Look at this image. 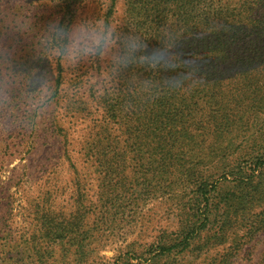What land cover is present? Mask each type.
I'll return each instance as SVG.
<instances>
[{
	"label": "rangeland",
	"instance_id": "374dc122",
	"mask_svg": "<svg viewBox=\"0 0 264 264\" xmlns=\"http://www.w3.org/2000/svg\"><path fill=\"white\" fill-rule=\"evenodd\" d=\"M128 10L140 14L141 26V0H75L66 30L59 25L60 0H0V224L16 248L36 229L35 211L45 203L41 207L52 216L76 225L72 232L79 240L55 244L44 264H145L155 258L156 245L179 237L187 214L195 212L207 217L198 237L187 250L172 251L170 259L157 256L158 264H264V168L241 178L250 150L224 154L204 141L185 147L181 167L165 173L168 167L154 143L144 144L134 159L124 156L120 114L102 117L98 95L109 91L117 97L125 86L116 67L119 30L131 28ZM135 33L140 67L141 29ZM51 34L56 41L66 38L61 52L51 44ZM84 37L99 45L85 53ZM254 63L256 69L263 61ZM136 70L130 82L139 91ZM231 80L239 88L247 82L231 73L215 83L226 94ZM248 108L240 112L243 123ZM113 137L117 149L94 151ZM211 151L219 154L213 157ZM188 172L217 183L209 212L202 202L199 211L190 210L195 185L192 178L185 180ZM110 179L118 185L113 192Z\"/></svg>",
	"mask_w": 264,
	"mask_h": 264
},
{
	"label": "trees",
	"instance_id": "16d2710c",
	"mask_svg": "<svg viewBox=\"0 0 264 264\" xmlns=\"http://www.w3.org/2000/svg\"><path fill=\"white\" fill-rule=\"evenodd\" d=\"M74 2L60 0L59 25L65 24L66 30L74 17ZM128 11L131 28L119 30L120 61L116 67L125 77L120 86H125L117 97L109 91L98 95L102 117L111 119L120 114L121 123L125 124L123 155L132 154L134 159L144 144L154 143L163 157V167H168L165 173H170L172 168L181 167L187 155L185 147L208 141L219 153L250 150L244 153L248 172L241 178L264 168V0H141V26L137 23L140 14ZM140 29L141 61L137 60L140 63L137 67L132 40ZM61 32L66 35L67 31ZM50 37L51 44L60 52L66 47L65 37L60 41H56L55 34ZM177 45L180 54L170 58L169 48ZM157 56L160 58L154 59ZM255 61L263 63L254 69ZM135 67L141 71L137 75L141 78L139 91L130 82ZM60 70L57 64L55 90L60 83ZM252 71L255 75L251 77ZM231 73L247 82L239 88L238 82L231 80L228 93L223 94L221 84L215 82ZM247 106L243 123L240 112ZM237 128L239 131H235ZM233 132L237 133L231 135ZM113 139L106 147L94 145V151L105 153L108 148L117 149L118 138ZM210 154L216 156L212 151ZM186 176L195 185L190 210L196 206L199 211L202 202L209 212L217 183L206 181L194 172L184 174L185 180ZM110 183L111 192L117 190L116 181L110 179ZM140 190L134 189L141 195ZM41 206L35 211L36 229L24 236L16 248L11 232L0 224V253L15 252L11 257H0V264H44L55 244L59 245L65 238L73 244L79 240L72 232L76 225L52 216ZM112 207L118 212L115 201ZM197 214H187L183 232L172 243L156 245L155 258L170 259L173 252L180 253L191 246L207 221L206 215L201 218ZM198 221L200 225H196ZM155 258L145 264H158Z\"/></svg>",
	"mask_w": 264,
	"mask_h": 264
},
{
	"label": "clouds",
	"instance_id": "9594fccd",
	"mask_svg": "<svg viewBox=\"0 0 264 264\" xmlns=\"http://www.w3.org/2000/svg\"><path fill=\"white\" fill-rule=\"evenodd\" d=\"M80 42L85 45V47L83 48V51L85 53L90 52V51L93 50L92 45H96V46L99 45V41L93 40L91 37H84L82 39V41H80ZM170 51H171L172 56H177V55L180 54L179 51H178V49L175 46H173ZM159 58L160 57H158V56L157 57H154V59H159Z\"/></svg>",
	"mask_w": 264,
	"mask_h": 264
}]
</instances>
